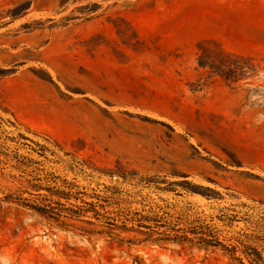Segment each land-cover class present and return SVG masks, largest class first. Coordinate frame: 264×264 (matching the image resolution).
<instances>
[{
	"label": "rangeland",
	"instance_id": "374dc122",
	"mask_svg": "<svg viewBox=\"0 0 264 264\" xmlns=\"http://www.w3.org/2000/svg\"><path fill=\"white\" fill-rule=\"evenodd\" d=\"M0 264H264V0H0Z\"/></svg>",
	"mask_w": 264,
	"mask_h": 264
},
{
	"label": "trees",
	"instance_id": "16d2710c",
	"mask_svg": "<svg viewBox=\"0 0 264 264\" xmlns=\"http://www.w3.org/2000/svg\"><path fill=\"white\" fill-rule=\"evenodd\" d=\"M200 50H203V47H200ZM233 57L226 51H202L199 64L203 68H210L212 73L237 82L245 75L244 70L248 65L242 58Z\"/></svg>",
	"mask_w": 264,
	"mask_h": 264
}]
</instances>
